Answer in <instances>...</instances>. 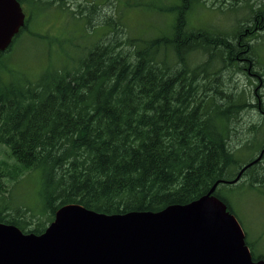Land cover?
Segmentation results:
<instances>
[{"label":"trees","instance_id":"trees-1","mask_svg":"<svg viewBox=\"0 0 264 264\" xmlns=\"http://www.w3.org/2000/svg\"><path fill=\"white\" fill-rule=\"evenodd\" d=\"M17 1L36 9L51 4L67 9L65 0ZM194 1L160 9L174 16L170 35L130 38L119 17H107L103 24L110 36L83 52L71 69L46 72L35 82L0 78V146L9 157L0 160V223L38 235L65 205L106 215L184 205L217 181L233 180L254 159L257 139H263L259 150L264 149V127L235 126L243 110L263 111L262 103L255 99L251 105L244 93L231 92L221 81L223 71L242 64L247 76L261 77L252 67L250 41L264 29V10L248 4L251 25L240 24L228 39L186 31ZM96 6L92 1L69 13L90 20ZM26 22L11 43L26 31ZM8 52L9 47L0 53V70ZM194 53L207 57L190 66L188 55ZM245 131L250 137L232 144L233 136ZM30 174L37 175L39 212L28 220L25 208L10 199L8 184ZM243 177L264 196V155ZM221 186L214 195L231 212Z\"/></svg>","mask_w":264,"mask_h":264},{"label":"rangeland","instance_id":"rangeland-1","mask_svg":"<svg viewBox=\"0 0 264 264\" xmlns=\"http://www.w3.org/2000/svg\"><path fill=\"white\" fill-rule=\"evenodd\" d=\"M46 1L52 3V0ZM65 1L66 8L69 10L64 11L55 9L57 6L53 4L42 5L37 9L29 5H21L28 20L26 31H23L16 41L9 45L10 52L4 53L1 60L4 62V67L0 70V78L3 82H35L39 81L42 74L46 72L52 74L55 70L71 69L83 52L93 47L102 38L105 41L110 36L109 26L103 24V20L107 17H119L124 27V35L130 38L148 41L161 35H170L174 16L162 13L160 9L178 4L180 0ZM92 1L97 6L92 11L90 20L77 18L76 15L69 13V11H77L79 5L87 6ZM229 1L232 0H224L225 4H221L220 0L194 1L186 16V31L203 30L212 35L221 34L231 39L240 24L251 25L248 21L251 15L248 4L253 3V8L260 6L264 10V0H248V2L240 0L236 4H229ZM246 32L249 33L248 30L245 34ZM250 43L255 57L252 67L255 71L260 69L262 73L260 71L258 73L261 77H256L254 72L247 76V65L242 64L239 66L240 69L231 67L230 70L223 71L221 81L231 92L244 93L245 99L251 105L256 99V103H262L264 108V29L255 33ZM206 57L199 53L189 54L190 66H195ZM253 124L264 127V116L257 108H247L239 114L235 126L239 130L240 127L246 130ZM249 137L250 135L245 131L243 136H233V140L237 142H231L236 145L241 139ZM256 142L253 148L256 149L254 159L259 155L263 139L259 138ZM249 147L251 149L252 145L250 144ZM242 157L245 159L248 155L243 154ZM8 158L6 149L0 146V160L9 162ZM8 189L13 203L25 208L28 220L32 219V214L37 215L39 186L36 174L24 175L19 182L9 183ZM219 189H221L220 194L231 207V212L228 211L242 228L250 253L255 257L264 258V196L247 187L246 177H243L237 186L222 184ZM33 222L36 223L35 219Z\"/></svg>","mask_w":264,"mask_h":264},{"label":"water","instance_id":"water-1","mask_svg":"<svg viewBox=\"0 0 264 264\" xmlns=\"http://www.w3.org/2000/svg\"><path fill=\"white\" fill-rule=\"evenodd\" d=\"M24 20L17 0H0V53ZM263 155L264 149L233 180L217 181L198 199L157 212L106 215L65 205L38 235L0 223V264H264L252 259L239 222L214 195Z\"/></svg>","mask_w":264,"mask_h":264},{"label":"flooded vegetation","instance_id":"flooded-vegetation-1","mask_svg":"<svg viewBox=\"0 0 264 264\" xmlns=\"http://www.w3.org/2000/svg\"><path fill=\"white\" fill-rule=\"evenodd\" d=\"M258 111H259V113L261 114L263 111H261L259 108L257 109ZM262 115V114H261ZM262 116H264V115H262Z\"/></svg>","mask_w":264,"mask_h":264},{"label":"bare ground","instance_id":"bare-ground-1","mask_svg":"<svg viewBox=\"0 0 264 264\" xmlns=\"http://www.w3.org/2000/svg\"><path fill=\"white\" fill-rule=\"evenodd\" d=\"M261 114L263 115V113H261ZM261 159H262V158H261ZM260 161H261V160H260ZM260 161H259V162H260ZM259 162H258V163H259ZM258 163H256V164H258ZM256 164H254V165H256ZM254 165H253V166H254ZM251 167H252V166H251ZM251 167H250V168H251ZM248 169H249V168H248ZM248 169H247V170H248Z\"/></svg>","mask_w":264,"mask_h":264}]
</instances>
